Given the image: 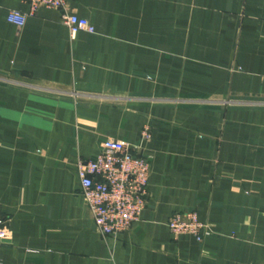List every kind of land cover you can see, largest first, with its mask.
Wrapping results in <instances>:
<instances>
[{
	"label": "crops",
	"instance_id": "1",
	"mask_svg": "<svg viewBox=\"0 0 264 264\" xmlns=\"http://www.w3.org/2000/svg\"><path fill=\"white\" fill-rule=\"evenodd\" d=\"M29 12L0 0V264H264V0H69L95 28L75 37ZM108 138L151 176L141 220L104 238L78 164ZM177 210L203 241L171 233Z\"/></svg>",
	"mask_w": 264,
	"mask_h": 264
},
{
	"label": "built area",
	"instance_id": "2",
	"mask_svg": "<svg viewBox=\"0 0 264 264\" xmlns=\"http://www.w3.org/2000/svg\"><path fill=\"white\" fill-rule=\"evenodd\" d=\"M22 2L30 6L29 14H34L41 7L63 10V19L72 37L80 31L95 32L87 18L69 12V0ZM27 15L13 10L8 15V21L21 27ZM142 137L147 140L149 131L145 130ZM141 148V144L108 138L97 155L79 161L81 194L90 210L95 230L104 238L120 236L142 218L147 204L151 162ZM172 217L170 227L175 236L189 233L199 242L205 238L207 230L198 221L197 214L191 216L194 217V224L185 222L180 214ZM8 235L7 222L0 216V244Z\"/></svg>",
	"mask_w": 264,
	"mask_h": 264
},
{
	"label": "rangeland",
	"instance_id": "3",
	"mask_svg": "<svg viewBox=\"0 0 264 264\" xmlns=\"http://www.w3.org/2000/svg\"><path fill=\"white\" fill-rule=\"evenodd\" d=\"M174 214H176V215H182L183 217H184V221L185 222H187V223H189V224H194L195 223V221H194V217H191L192 215H194V214H197V216H198V221L199 222H201V223H203L204 224V226L206 227V230H207V234L205 235V236H207L209 233H210V229H211V227H210V225L207 223V222H205V221H203V220H201V218H200V216H199V213L196 211V210H177V211H174L172 214H171V216L169 217V219H168V221H167V226L169 227V230L171 231V227H170V219L171 218H173L172 217V215H174ZM206 232V231H205ZM172 233V232H171ZM173 234V233H172ZM186 234H189V233H186ZM174 235V234H173ZM180 235V234H179ZM179 235H177V236H179ZM182 235V234H181ZM190 235H192V234H190ZM192 236H194V235H192ZM195 237V236H194ZM196 238V237H195ZM203 241V240H202Z\"/></svg>",
	"mask_w": 264,
	"mask_h": 264
}]
</instances>
